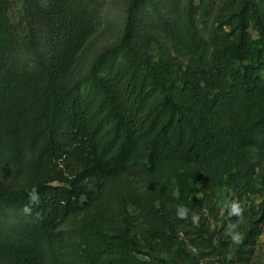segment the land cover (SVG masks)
<instances>
[{
    "label": "trees",
    "instance_id": "1",
    "mask_svg": "<svg viewBox=\"0 0 264 264\" xmlns=\"http://www.w3.org/2000/svg\"><path fill=\"white\" fill-rule=\"evenodd\" d=\"M213 1L189 0L170 25L176 53L206 54L197 20ZM47 3L33 19L52 54L32 75L3 69L25 47L0 0V115L22 88H32L11 126L29 181L24 189H0V264H155L143 259L146 250L175 248L184 264L183 246L206 259L215 231L205 211L214 206L215 189L227 185L239 202L254 193L255 170L245 163L264 139V0H229L211 35L210 72L157 59L152 39L139 30L140 11L153 0H131L120 42L73 83L64 77L84 42L81 24L72 0ZM258 157L262 166L264 149ZM193 166H204L206 175H196L202 197L188 204L166 183ZM33 188L39 202L30 205ZM180 206L188 209L186 220L178 218ZM241 206L234 262L251 264L264 237V211ZM229 211L220 229L227 253L236 244L225 235L236 220Z\"/></svg>",
    "mask_w": 264,
    "mask_h": 264
},
{
    "label": "rangeland",
    "instance_id": "2",
    "mask_svg": "<svg viewBox=\"0 0 264 264\" xmlns=\"http://www.w3.org/2000/svg\"><path fill=\"white\" fill-rule=\"evenodd\" d=\"M130 2L131 0H72L74 17L81 24L84 42L74 53L68 66L64 77L67 83H73L86 76L99 54L120 42ZM188 2L189 0H153L151 6H146L140 11L139 30L152 39L157 59H172L177 65L182 66L183 70L194 68L210 72V59L214 48L211 35L227 13L229 0L213 1L206 15L197 20L198 29L208 41L206 54L199 58L176 53L170 34V25L184 15ZM6 4L8 6L6 20L13 27L14 36L25 49L14 56L11 55L4 63L3 69L16 71L24 68L35 75L41 69V64H48L52 54L45 32L33 19V13L41 7H46L47 0H6ZM30 89L32 88H22L12 106L0 115V189H24L29 181V175L24 168L23 152L19 142L12 135L11 126L13 120L21 117L22 110L27 105L25 97ZM263 149L264 139H259L246 156V168L254 167L255 170L254 193L250 195V200L239 202L227 185H219L214 192L212 210L205 211L211 231H215L213 252L206 259H202L190 246H183L184 264H235L238 243L232 248L231 253L226 252L220 234L222 220L232 201H238L246 209L253 207L255 211H264V163L262 166L258 164V152ZM183 174L184 176L166 183L167 190L183 203L192 204L199 201L202 195L195 179L198 174L206 175V168L193 166ZM12 216L8 214L9 218ZM250 223L247 224V228L250 227ZM146 251L149 257L143 256V259H149L155 264H179L176 248L171 253H157L152 249ZM251 264H264V237L259 239L258 250Z\"/></svg>",
    "mask_w": 264,
    "mask_h": 264
},
{
    "label": "clouds",
    "instance_id": "3",
    "mask_svg": "<svg viewBox=\"0 0 264 264\" xmlns=\"http://www.w3.org/2000/svg\"><path fill=\"white\" fill-rule=\"evenodd\" d=\"M29 201L30 205L31 204H36L39 202V194L35 188H33L29 192ZM26 205L24 207V212L26 214H30L31 212V206ZM228 208L230 209L229 211V216H234L236 217L235 222H230L225 230V235L228 236L231 240L232 243H240L241 240L243 239L242 234L238 231L239 227L245 222V217H244V208L241 206V204L238 201H232L229 205ZM188 217V209L184 206H180L178 208V218L182 220H186ZM199 215L197 213L192 214V223L193 225L199 224Z\"/></svg>",
    "mask_w": 264,
    "mask_h": 264
}]
</instances>
